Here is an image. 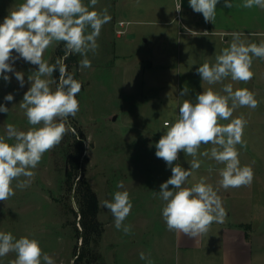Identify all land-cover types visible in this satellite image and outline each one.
<instances>
[{
    "label": "rangeland",
    "instance_id": "obj_1",
    "mask_svg": "<svg viewBox=\"0 0 264 264\" xmlns=\"http://www.w3.org/2000/svg\"><path fill=\"white\" fill-rule=\"evenodd\" d=\"M138 1L144 5L149 2ZM164 2L168 5L167 22L130 23L128 28H138V31H127L119 37L117 22L125 17L119 0H98L95 10L107 8L111 20L101 29L97 52L88 54L91 67L81 69L79 61L82 57L71 55L72 72L82 83L77 94L79 112L68 118L74 131L70 130L58 146L43 155L37 168L33 169L35 176L29 187L16 188L14 181L15 195L0 201V231L11 232L17 239L25 236L37 239L55 264H75V253H79L82 246L75 185L68 188L65 178V144L72 141L79 130L85 136L81 168L97 193L98 219L102 226L101 235L93 237L82 263L147 264L139 257L144 252L152 264H193L177 244L176 232L167 229L162 217L164 201L157 192L172 173L166 162L156 157L155 144L166 131L164 121L175 122L184 99L195 101L203 89L213 87L220 91L228 83L233 84V90L246 88L252 91L259 106L254 110L241 107L233 113L232 118L243 116L248 121L243 135L246 145L236 147L241 166H250L254 177L248 186V195L245 193L247 186L221 188L225 193L231 192L222 203L226 212L224 220L244 221L243 226L250 230L254 239L253 264H264V60L253 57L251 70L254 77L247 83L234 82L230 77L212 86L202 83L196 69L205 61L214 63L216 55L230 45L232 37L212 36L213 33L205 37L192 32L182 23V1L179 12L175 10L179 0ZM20 3L23 0H0V23ZM84 3L88 5L89 0ZM244 31H248L247 37L242 38L248 42L259 44L264 40V36L255 35L264 33V27H248ZM13 55L18 54L13 52ZM63 57V42L53 44L44 53V59L50 64ZM13 67L24 73L25 83L21 87L14 73H6L11 77L10 81L0 77V105L9 109L8 113L0 112V135L5 136L8 124L20 131L32 127L19 103L30 87L28 75L38 70V66L17 59ZM52 78L57 80L54 73ZM184 86L189 88V93L180 97ZM8 94L14 97L10 102L4 100ZM219 123L228 124L230 120ZM210 148V144L202 145L200 151ZM191 159L180 152L173 166L178 163L187 170ZM200 159L203 161L201 167L194 170L187 181L195 184L204 177L217 188L218 170L223 165L207 158ZM206 167L213 171L209 172ZM119 181H123L122 189L116 187ZM124 190L129 192L133 205L124 221L132 229L127 235L116 229L111 212L103 206V201H111L116 191ZM212 255V259L220 258L218 239ZM15 258V253H9L0 257V264H10ZM200 262L209 260L202 258Z\"/></svg>",
    "mask_w": 264,
    "mask_h": 264
},
{
    "label": "clouds",
    "instance_id": "obj_2",
    "mask_svg": "<svg viewBox=\"0 0 264 264\" xmlns=\"http://www.w3.org/2000/svg\"><path fill=\"white\" fill-rule=\"evenodd\" d=\"M218 3L219 0H189L190 7L201 13L205 22L215 20ZM97 4L98 0H89L88 5L84 0H23L0 23V77L10 81L11 77L6 73H14L23 87L24 73L14 69L15 61L23 59L38 66V70L28 75L30 87L19 103L32 127L20 131L8 124L6 136L0 135V201L15 195L14 181L16 188L29 187L35 176L33 169L37 168L43 155L58 146L70 130L74 131L68 118L79 112L77 94L82 83L68 72L65 60L72 54H79L82 57L80 68L91 67L88 54L97 52L101 29L111 20L107 8L95 10ZM232 6L231 0H224V7ZM241 6L264 9V0H244ZM175 10L181 11V0ZM230 35V45L216 55L215 62L205 61L196 69L202 83L212 86L229 77L234 82L247 83L254 77L251 70L253 57L264 60V40L257 44L243 39L242 32ZM255 35L264 36V33ZM59 42L64 44V57L50 64L44 59V53ZM13 52L18 55L14 56ZM57 71L58 82L52 78ZM52 85H55L54 89ZM188 93L189 88L184 86L180 97ZM13 99L12 94L4 97L9 102ZM258 106L259 101L252 91L246 88L233 90V84L228 83L220 91L213 87L203 89L195 101L184 99L175 122L165 123L166 131L155 144V155L166 162L172 173L157 192L164 201L162 217L169 231L190 238L206 234L214 222L222 223L226 216L218 195L219 188L227 190L252 183L253 170L248 165L241 166L236 147L246 145L243 135L248 121L243 116L232 117L238 108L254 110ZM0 112L8 113L9 109L0 105ZM221 120H230V123L221 125ZM209 144L210 149L200 151L202 145ZM180 152L192 158L187 170L178 163L173 166ZM200 157L223 165L218 170L217 188L204 177L191 187H185L193 171L201 167ZM208 171L213 169L209 167ZM116 187L122 189L123 181L117 182ZM103 206L111 212L116 229L131 234V225L124 224L133 207L129 192L116 191L111 201H103ZM9 253L16 254L10 264H55L37 239L27 236L17 239L11 232L0 231V257ZM139 257L152 264L144 252Z\"/></svg>",
    "mask_w": 264,
    "mask_h": 264
},
{
    "label": "crops",
    "instance_id": "obj_3",
    "mask_svg": "<svg viewBox=\"0 0 264 264\" xmlns=\"http://www.w3.org/2000/svg\"><path fill=\"white\" fill-rule=\"evenodd\" d=\"M181 1L182 23L192 29V32H199L203 36L206 35L205 37H209L208 35L212 33V36L226 37L232 32H242L244 37H247L248 31L244 30L248 27H264V9L259 7L244 8L241 6L244 0H231L232 8L224 7V0H219L213 22H205L201 13L194 12L189 5V0ZM119 7L125 16L121 19H126L125 21H128L129 24L167 22L168 5L165 4L164 0H149L145 5L138 0L131 2L129 0H119ZM205 29H209L211 33L205 34ZM127 31L128 33L130 31L136 32L138 28H128L127 26ZM190 182L186 181L185 185L192 186L193 183ZM248 186L245 189L246 195L249 193ZM218 195L223 203L224 197L230 196L231 192L225 193L219 188ZM242 222L244 221L229 222L224 220L222 223L214 222L206 234L195 238L176 232V241L179 247L183 249L185 258L191 259L193 264H253V235L250 230L248 231V228L243 226ZM217 239L221 244V255L218 259H212L214 257L212 255L213 248ZM204 249L208 250L204 252ZM202 258H207L209 262H200ZM178 264L180 263L178 262Z\"/></svg>",
    "mask_w": 264,
    "mask_h": 264
},
{
    "label": "trees",
    "instance_id": "obj_4",
    "mask_svg": "<svg viewBox=\"0 0 264 264\" xmlns=\"http://www.w3.org/2000/svg\"><path fill=\"white\" fill-rule=\"evenodd\" d=\"M72 56H68L65 60L67 70L74 75L71 68ZM56 79H59V73L54 72ZM84 134L81 130L73 135L72 141H69L65 153V178L66 185L71 188L75 185L76 199L79 205V221L81 225L82 246L75 259V264H83L86 255L88 254L91 241L94 236H99L102 233L101 222L98 219V196L95 190L91 187L83 169L81 168L82 156L84 153ZM65 141H63L64 143ZM245 227V226H244Z\"/></svg>",
    "mask_w": 264,
    "mask_h": 264
},
{
    "label": "built area",
    "instance_id": "obj_5",
    "mask_svg": "<svg viewBox=\"0 0 264 264\" xmlns=\"http://www.w3.org/2000/svg\"><path fill=\"white\" fill-rule=\"evenodd\" d=\"M117 24H118V27L116 28L117 35L118 36L125 35L127 33V26L129 25V22L125 20H119ZM205 32H209V31L205 29ZM164 122L170 124L168 120H165Z\"/></svg>",
    "mask_w": 264,
    "mask_h": 264
}]
</instances>
